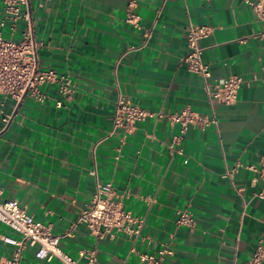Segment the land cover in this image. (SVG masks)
I'll list each match as a JSON object with an SVG mask.
<instances>
[{"label":"crops","instance_id":"obj_1","mask_svg":"<svg viewBox=\"0 0 264 264\" xmlns=\"http://www.w3.org/2000/svg\"><path fill=\"white\" fill-rule=\"evenodd\" d=\"M29 6L43 42L39 66L68 75L74 91L65 99L45 84L42 104L25 97L16 105L0 95V201L17 200L62 235L96 183L112 182L115 199L144 219L140 234L134 241L123 232L96 240L77 225L59 244L81 263L82 252L95 248L97 264H146L140 253L167 246L173 254L163 264H248L264 240V198L255 195L261 182L250 168L264 158V40L252 8L243 0H29ZM128 10L140 17L139 28L125 21ZM190 24L212 27L198 42L211 82L245 78L233 104L209 102L202 79L180 64ZM145 29L147 46L122 56L141 43ZM118 92L165 114L186 106L213 112L216 124L189 127L179 155L166 146L178 125L137 122L115 159L121 133L109 131ZM1 111L12 115L7 126ZM181 210L193 213V229L175 225ZM3 236L19 237L0 222V264L14 249ZM35 250L24 249L20 264H61L38 259Z\"/></svg>","mask_w":264,"mask_h":264},{"label":"built area","instance_id":"obj_2","mask_svg":"<svg viewBox=\"0 0 264 264\" xmlns=\"http://www.w3.org/2000/svg\"><path fill=\"white\" fill-rule=\"evenodd\" d=\"M254 11L260 22V31L257 36L264 40V0H243ZM125 21L132 26L140 27V17L127 11ZM4 30L9 37L3 35ZM212 31L209 24H190L186 28L185 43L186 52L180 58V64L192 73L197 74L203 81L205 95L209 102L231 105L237 99V92L244 84L245 78L240 75H230L220 82L209 80L210 71L208 65L201 59L202 48L198 42L208 36ZM19 33L17 40H14ZM151 36V30L145 29L143 40L140 44L128 46L122 56L130 52L144 49ZM43 47V42L36 36L35 24L32 18L29 0H1L0 7V95L11 98L15 104L20 103L25 97L31 98L37 103H44L47 94L42 90L45 84L54 85L58 92L69 99L74 91L72 79L55 69H42L39 66L38 51ZM261 80L264 82V56L261 60ZM61 106V102H56ZM1 121L5 126L12 119V115L2 112ZM149 118L156 120H167L173 126L178 125V132L172 135L167 143L168 152L183 155L181 147L182 139L189 127L205 130L216 124L215 114L200 113L186 106L180 110L163 113L161 110L152 111L132 102L128 97L118 92L114 103L112 126L109 135L120 132L119 144L114 148L115 159L121 156V148L125 138L136 129V123ZM258 174L261 188L255 195L264 198V158L257 166H250ZM235 168L227 170L229 177L233 175ZM116 191L112 182L96 183L89 204L81 209L71 228L62 235L52 231V227L36 221L26 210L25 206L17 200L6 199L0 201V222L7 225L18 234V238L3 236L1 239L11 244L14 249L11 258L6 259L4 264H20L21 254L27 247H35V256L38 259L50 261L57 259L61 264H97L96 249L92 248L82 252L84 263L73 258L60 247V238L70 236L71 231L77 225H83L94 236L100 240L108 236L114 238L116 232H123L129 238L139 236L144 219L133 217L123 208L122 203L115 199ZM176 226L195 227V218L190 210L176 212L174 220ZM130 251H135L134 245ZM173 251L164 246L154 254L140 253L139 258L146 264H163L168 255ZM264 262V240L259 239L249 258L248 264H263Z\"/></svg>","mask_w":264,"mask_h":264},{"label":"rangeland","instance_id":"obj_3","mask_svg":"<svg viewBox=\"0 0 264 264\" xmlns=\"http://www.w3.org/2000/svg\"><path fill=\"white\" fill-rule=\"evenodd\" d=\"M3 35H4L5 37H9V33H8L6 30H4ZM18 37H19V33H16L13 39H14V40H17Z\"/></svg>","mask_w":264,"mask_h":264}]
</instances>
